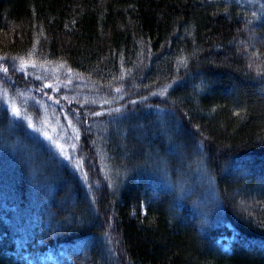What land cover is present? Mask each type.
Listing matches in <instances>:
<instances>
[{
  "label": "trees",
  "instance_id": "1",
  "mask_svg": "<svg viewBox=\"0 0 264 264\" xmlns=\"http://www.w3.org/2000/svg\"><path fill=\"white\" fill-rule=\"evenodd\" d=\"M2 88L0 264H264V0H0Z\"/></svg>",
  "mask_w": 264,
  "mask_h": 264
},
{
  "label": "rangeland",
  "instance_id": "2",
  "mask_svg": "<svg viewBox=\"0 0 264 264\" xmlns=\"http://www.w3.org/2000/svg\"><path fill=\"white\" fill-rule=\"evenodd\" d=\"M26 67L31 68V75L39 81L41 84L38 87H45L46 90L45 96L49 100L48 87L51 86V90H57L58 88L65 86V84L72 82L76 74L71 70L65 68L63 69L60 66H46L41 64H28ZM38 88L37 90H41ZM3 91H6L2 88ZM1 94V91H0ZM8 91L4 92L2 95L6 97L4 102L7 104V107L15 114L17 117H25L28 126L36 129L41 135L46 136V139L53 145H57L61 148L66 154L72 153L74 146V136L77 133V130L73 123L67 121L66 119L60 118L59 115H54L53 108L48 107L45 104H42V112L40 113L41 118H36L32 113L26 112V107L24 104L15 102L10 99L7 95ZM54 95H50L53 97ZM29 97V96H28ZM101 97V96H99ZM102 103L107 101V98L100 99ZM48 104L47 102H45ZM55 108V112L57 108ZM11 112V113H12ZM18 113V114H17ZM59 142V143H57ZM60 150V149H59ZM225 249H228V244H223ZM48 258H54V255L51 253L40 254L39 260L35 257L29 256L27 258V264H46Z\"/></svg>",
  "mask_w": 264,
  "mask_h": 264
},
{
  "label": "snow or ice",
  "instance_id": "3",
  "mask_svg": "<svg viewBox=\"0 0 264 264\" xmlns=\"http://www.w3.org/2000/svg\"><path fill=\"white\" fill-rule=\"evenodd\" d=\"M2 70H3L5 73L7 72V68H3ZM17 114H18V113H17Z\"/></svg>",
  "mask_w": 264,
  "mask_h": 264
}]
</instances>
